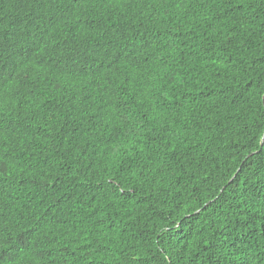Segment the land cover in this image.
I'll return each instance as SVG.
<instances>
[{
    "label": "trees",
    "instance_id": "1",
    "mask_svg": "<svg viewBox=\"0 0 264 264\" xmlns=\"http://www.w3.org/2000/svg\"><path fill=\"white\" fill-rule=\"evenodd\" d=\"M0 264H264V0H0Z\"/></svg>",
    "mask_w": 264,
    "mask_h": 264
}]
</instances>
